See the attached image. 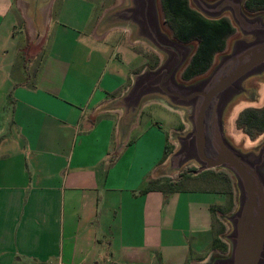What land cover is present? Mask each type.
Instances as JSON below:
<instances>
[{
	"label": "crops",
	"instance_id": "crops-1",
	"mask_svg": "<svg viewBox=\"0 0 264 264\" xmlns=\"http://www.w3.org/2000/svg\"><path fill=\"white\" fill-rule=\"evenodd\" d=\"M52 5L0 0V264L203 260L220 230L217 211L230 204L229 182L207 170L170 191H142L162 178L153 172L167 136L146 120L129 138L141 108L119 146V112L95 111L130 83L136 65L122 60L123 45L77 39L57 85L53 65L32 76L24 68L45 41Z\"/></svg>",
	"mask_w": 264,
	"mask_h": 264
},
{
	"label": "water",
	"instance_id": "water-1",
	"mask_svg": "<svg viewBox=\"0 0 264 264\" xmlns=\"http://www.w3.org/2000/svg\"><path fill=\"white\" fill-rule=\"evenodd\" d=\"M117 1L98 21L92 36L99 39L107 29L122 27L128 31L129 42L144 43L159 60L153 67L133 72L127 87L95 111L119 112L116 132L121 146L151 99L178 110L183 128L171 130L168 142L173 147L153 176L177 181L184 168L193 166L192 174L226 173L232 189L231 208L216 214L224 226L218 237L226 250L211 249L193 264H264V138L248 144L250 139L243 133L244 140L236 143L228 128L230 116L234 124L241 109L263 105L255 104L264 94V10L247 11L245 0H187L203 18L226 17L233 32L224 48L213 53L206 70L183 79L181 72L197 41L173 36L164 22L160 0ZM41 36L33 38L38 41L35 45L42 42Z\"/></svg>",
	"mask_w": 264,
	"mask_h": 264
},
{
	"label": "rangeland",
	"instance_id": "rangeland-1",
	"mask_svg": "<svg viewBox=\"0 0 264 264\" xmlns=\"http://www.w3.org/2000/svg\"><path fill=\"white\" fill-rule=\"evenodd\" d=\"M117 2V0H53V8L50 10L51 16L45 41L41 46L35 48V54L28 56V60L26 61L27 64H24V68H27V71H30V76H32V68H35L38 72H40L42 68L45 67V74H48L50 65H53L54 74L51 72L50 80L57 85L61 78L63 68L66 66V63H68L71 54H73L76 50V40L80 39L91 42L93 39L90 35L94 33L98 21L101 19L106 10ZM122 3L123 2H120V4ZM88 8H90L89 19L86 23H84L85 25L83 24L82 26L83 18L88 12ZM97 33L98 31L96 34ZM101 38H99V40H102L101 43L110 42L111 44L119 43L123 45L122 47L125 48L127 57L123 56L122 60L127 58V63L130 60L134 63V65H136L135 68H133V72L139 71L144 66L153 67L159 60L157 54L144 43L129 42L128 31L122 27L118 26L107 29L102 34ZM96 42L98 44V41ZM120 50L122 49L120 48ZM25 52L28 54L29 49L25 50ZM119 54H121V51L118 52V55ZM45 77L46 76H40V78ZM262 92H260V94ZM151 100L152 101L149 105L142 107V117L140 118L139 125L132 130L129 138L131 137L132 140L136 132L143 128V125L147 120L150 121L155 128L160 127L159 129L162 131L164 136H167V140L169 141L168 138L171 136L172 128L175 130H181L183 128L179 118V111L167 108L159 102H154V99ZM256 102L257 104L255 105H262L264 102V94L260 96ZM229 121L230 126L228 128L230 134L236 143H240L241 140H244V135L241 131L234 127V124L231 123V116L229 117ZM262 137L264 138V134L257 136L253 142L250 141L251 139H247V143L253 144ZM172 147L173 146L171 144L170 148L167 150L170 151ZM193 168V166H187L184 170ZM206 172L207 171H202L198 174H192L190 171L188 174L183 175L182 178L173 182H177L175 185L176 187L179 185L184 186L189 178L202 176V174ZM161 182L162 187L167 185L163 179H161ZM232 204L231 200V203L226 207V209L221 210V212L218 213H225L231 208ZM215 220L219 221L217 215ZM220 224L222 223L220 222ZM214 226L216 225L214 224Z\"/></svg>",
	"mask_w": 264,
	"mask_h": 264
},
{
	"label": "trees",
	"instance_id": "trees-1",
	"mask_svg": "<svg viewBox=\"0 0 264 264\" xmlns=\"http://www.w3.org/2000/svg\"><path fill=\"white\" fill-rule=\"evenodd\" d=\"M160 5L164 22L176 39L180 41L194 39L197 41L195 51L181 72V78L188 79L206 70L211 63L213 53L223 47L225 38L233 32V27L228 19L224 17L217 20L203 18L188 6L187 0H160ZM243 7L250 12L264 10V0H245ZM234 126L251 140L264 133V102L260 107H245L241 109L235 117ZM168 148H170V145L166 144L164 146V156L169 152ZM191 170L182 171L180 178ZM219 174H222L230 184L226 173L219 171ZM161 179L167 183L165 187H162ZM147 182L148 184L142 191H148L153 188L170 191L176 189L175 185L177 183L170 181L166 177L150 179ZM229 197L231 203V186ZM214 211H217V209ZM223 230L224 226L220 224V230L217 235ZM217 235L212 238L211 249L224 252L226 245Z\"/></svg>",
	"mask_w": 264,
	"mask_h": 264
},
{
	"label": "flooded vegetation",
	"instance_id": "flooded-vegetation-1",
	"mask_svg": "<svg viewBox=\"0 0 264 264\" xmlns=\"http://www.w3.org/2000/svg\"><path fill=\"white\" fill-rule=\"evenodd\" d=\"M220 18H222V17H220ZM220 18H218V19H220ZM224 18H226V17H224ZM213 20H217V19H213ZM225 40H226V38H225ZM225 40H224V45H225ZM224 45H223V47L220 50H222L224 48ZM220 50H218V51H220Z\"/></svg>",
	"mask_w": 264,
	"mask_h": 264
}]
</instances>
